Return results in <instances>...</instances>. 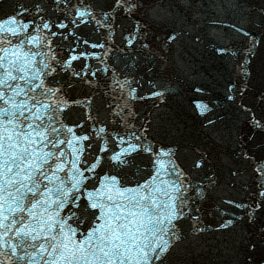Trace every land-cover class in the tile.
<instances>
[{
	"label": "snow or ice",
	"instance_id": "snow-or-ice-1",
	"mask_svg": "<svg viewBox=\"0 0 264 264\" xmlns=\"http://www.w3.org/2000/svg\"><path fill=\"white\" fill-rule=\"evenodd\" d=\"M184 3L190 2V0H182ZM164 0H158L157 6L153 9V15L154 18L156 19H164L165 16H171V11L163 7ZM18 11V9H17ZM7 17H0V21L6 20ZM211 24H221L222 27L227 28L231 27V25L228 22H221V21H216V20H211L209 21ZM139 29H137L138 31ZM183 33L181 32H171L168 40L171 42L172 40H175L178 35H182ZM195 39L199 40V37H195ZM129 43H132V41H129ZM226 51L225 49H220V52ZM247 62V61H246ZM247 71V70H246ZM69 87H72V85H69ZM88 103H91V99L88 100ZM205 109H201V113ZM259 126V124L257 125ZM145 129V133H146ZM136 139H140V137L137 135ZM102 152L107 153L108 148H104L101 150ZM140 151L138 146H133L132 149H121L119 145L116 146L115 148V155L110 157V163L114 167H116L117 170H121L124 168L129 167L133 161L129 160V157L134 156L136 152ZM152 151H157L159 153H162L164 155H170L172 154L175 149L172 148L171 146L165 147V146H160L159 149L151 148L149 149V154H151ZM245 158H252L255 159L254 157H249L247 153L244 154ZM203 166V161H197L196 167H202ZM254 170L257 172V174L261 177H264V160L258 161L256 163V166ZM233 175H236L235 169L232 171ZM117 179H120L119 176H117ZM215 182L214 180V174H213V183ZM262 196H264V191H261L260 193ZM241 207L246 206V205H240ZM231 223V222H230ZM9 225H15V227H10ZM227 226V225H225ZM19 228V223H17L15 219V215L13 214L12 217H9L7 213L5 212V209L3 207V202H0V255H3L5 250H7L11 255L7 260L5 259H0V264H42L43 262V256H44V251L42 246L41 248H37V246L34 243H28L23 234L18 231ZM7 229V230H6ZM201 231L203 229H200ZM11 238V245L8 244V240ZM179 239V237H177ZM12 245H15L13 248ZM172 245L168 244L163 250V255H166L168 251L171 250ZM163 255H158L156 256L157 262L161 259H163ZM14 257V259H12ZM70 264V262H69Z\"/></svg>",
	"mask_w": 264,
	"mask_h": 264
}]
</instances>
